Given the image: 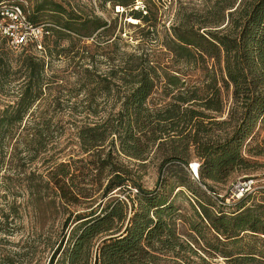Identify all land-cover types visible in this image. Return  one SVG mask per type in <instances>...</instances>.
<instances>
[{
	"label": "rangeland",
	"instance_id": "1",
	"mask_svg": "<svg viewBox=\"0 0 264 264\" xmlns=\"http://www.w3.org/2000/svg\"><path fill=\"white\" fill-rule=\"evenodd\" d=\"M16 1L30 8V0ZM57 1L67 10L77 12L82 18L80 22L98 18L106 26L92 32L88 23L83 28L77 27L81 31L79 35L55 27L62 34L54 33L48 39L46 50H52L51 55L41 56L30 50V54L44 63L38 87L29 86V69L22 63L29 53L0 46V264H49L59 247L53 264H65L76 229H72L74 224L67 223L68 217L84 211L85 206L83 198L70 204L59 197L52 181L53 172L63 164L84 170L83 178L75 180L80 182L77 186L90 196L97 195V170L88 164L95 160L93 154L97 148L82 143L78 131L118 110L129 89L112 75L138 64L139 58L148 60L158 76L153 92L145 101L149 107L170 100L165 95L169 89L164 86L163 72L179 76L186 87L197 84L201 72L194 65L175 59L168 49L172 47L171 28L187 15L195 23L215 0ZM132 11L139 12L146 20L130 21ZM212 69L217 75L214 93L220 101L219 112L209 113L221 125L220 130L213 127L209 135L230 138L232 127L243 114L240 95L235 97L232 85L223 84L227 77L222 62L214 64ZM20 104L26 110L19 119L16 109ZM261 119L255 135L244 138L238 147L239 152L250 156L255 167L234 170L222 183L208 182L213 191H206L198 182L200 160L191 151L185 157L187 167L179 161L162 163L161 153L155 150L145 160L112 152L114 166L122 177L128 178L126 192L134 196L132 186L136 184L144 191H154L153 195L165 198L171 205L163 217L168 220L170 216L176 242L183 250L177 246L171 251L157 250L153 264H264L263 236L243 232L236 239L218 237L194 216L195 203L190 190L180 186L182 183L193 190L205 191L212 204L211 216L222 212L229 223L230 235L237 233L233 225L240 214L237 209L243 196L235 189L241 180L253 182L248 192L252 198L245 200V207L255 215H263L264 192L260 191H264V114ZM37 130L41 132L40 148L34 144ZM137 135L141 138L139 146L145 151L144 138ZM126 192L114 191L113 196H123ZM140 204L143 200L135 201L134 212H141ZM129 208L130 204L128 216H131ZM190 226L201 234L197 244L192 241L197 236ZM247 253L254 254L255 259L240 260Z\"/></svg>",
	"mask_w": 264,
	"mask_h": 264
},
{
	"label": "trees",
	"instance_id": "2",
	"mask_svg": "<svg viewBox=\"0 0 264 264\" xmlns=\"http://www.w3.org/2000/svg\"><path fill=\"white\" fill-rule=\"evenodd\" d=\"M30 4L29 20L36 25H49L50 35L44 39V53L48 55L52 52L46 50L49 49L48 39L54 33L62 34L55 27L79 35L81 31L77 27L83 28L88 23L92 25V32L106 26L98 18L80 22L82 18L77 12L67 10L57 0H30ZM129 16L134 20H146L137 11L130 12ZM189 16L171 28L173 40L172 47L168 49L175 59L194 65L201 72L197 84L192 88L186 87L179 76L163 72L164 86L169 89L165 95L170 100L160 106L149 107L145 101L153 92L158 78L154 67L145 58H139L138 64L122 68L120 74L112 76L129 89V94L118 110L101 122L78 131L82 143L97 148L93 154L95 160L88 163L97 170V195L90 196L89 192L77 186L80 182L75 180L80 176L83 178L84 170L63 164L53 172L52 181L59 197L70 204L83 198L85 206L84 211L68 217L67 223L71 222L74 224L72 229H76L65 264H153L158 257L157 250L171 251L176 246L183 250L176 242L170 216L168 220L163 217L170 210V203L157 194L153 195L154 191H144L136 184L132 186L134 196L126 192L128 178L122 177L114 166L113 151L145 160L148 153L155 150L161 153L162 163L179 161L186 167L185 157L191 151L200 160L198 182L206 191H213L208 182L222 183L234 170L255 167L250 156L239 152L238 147L244 138L255 135L263 121L264 0H215L195 23L190 22ZM23 51L29 53L22 61L29 69V86L38 87L44 63L41 58L30 54V50ZM209 61H212V67L208 66ZM221 62L227 77V81L222 82L226 86L232 85L235 97L240 95L243 109L242 118L235 122L231 132L233 137L230 138L209 135L213 127L220 130L221 125L213 121L209 113L219 112L220 100L214 93L217 75L212 68ZM24 108L20 104L17 113L15 111L19 119L26 110ZM137 134L144 138L145 151L139 146L141 138ZM41 140V132L37 130L34 134L36 148L42 146ZM180 186L190 190L195 203L194 216L218 237L231 240L243 232L264 237V214L255 215L245 207V200L252 198L251 194L246 193L240 199L237 209L240 214L236 215L233 225L237 233L230 235L224 214L217 212L216 216H211L209 209L212 204L205 191L193 190L182 183ZM114 191L126 194L113 196ZM138 200H143L141 212H134V204ZM129 204L131 216H128ZM190 227L197 236L192 241L197 244L201 234L197 228ZM60 248H56L49 264L54 263ZM245 255L240 260L255 259L254 254Z\"/></svg>",
	"mask_w": 264,
	"mask_h": 264
},
{
	"label": "built area",
	"instance_id": "3",
	"mask_svg": "<svg viewBox=\"0 0 264 264\" xmlns=\"http://www.w3.org/2000/svg\"><path fill=\"white\" fill-rule=\"evenodd\" d=\"M29 7L16 0L0 1V46L14 50H32L44 53V39L50 35L48 24H33ZM253 182L241 180L236 186L240 196L248 193Z\"/></svg>",
	"mask_w": 264,
	"mask_h": 264
},
{
	"label": "bare ground",
	"instance_id": "4",
	"mask_svg": "<svg viewBox=\"0 0 264 264\" xmlns=\"http://www.w3.org/2000/svg\"><path fill=\"white\" fill-rule=\"evenodd\" d=\"M130 21L134 22V19H131ZM193 166H195V165L193 164ZM194 171L197 174V166L195 167Z\"/></svg>",
	"mask_w": 264,
	"mask_h": 264
}]
</instances>
